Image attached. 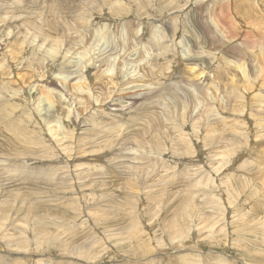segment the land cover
Here are the masks:
<instances>
[{"label": "rangeland", "instance_id": "obj_1", "mask_svg": "<svg viewBox=\"0 0 264 264\" xmlns=\"http://www.w3.org/2000/svg\"><path fill=\"white\" fill-rule=\"evenodd\" d=\"M263 37L264 0H0V264H264Z\"/></svg>", "mask_w": 264, "mask_h": 264}, {"label": "bare ground", "instance_id": "obj_2", "mask_svg": "<svg viewBox=\"0 0 264 264\" xmlns=\"http://www.w3.org/2000/svg\"><path fill=\"white\" fill-rule=\"evenodd\" d=\"M229 5V4H228ZM213 12V11H212ZM211 13V12H210ZM213 15V14H212ZM215 19H216V17H215ZM261 33V32H260ZM237 38V37H236ZM160 42V41H159ZM243 43V42H242ZM250 43V45L253 47V48H255L254 46H253V43H251V42H249ZM254 44H256L257 46H259V50L261 51V54H264V37L263 38H261V41L260 40H258L257 42H254ZM245 45H249L248 43H245ZM167 51V50H166ZM253 51V50H252ZM258 52V51H257ZM255 55V54H254ZM257 57V56H256ZM89 61H90V59H89ZM238 61V60H237ZM236 61V62H237ZM229 63V62H228ZM225 64V63H224ZM233 64V63H232ZM258 64H260V63H258ZM237 65V64H236ZM235 66V65H234ZM254 66V65H253ZM261 66V65H260ZM259 66V67H260ZM258 67V68H259ZM237 70L238 71H241V74H244L243 73V69H242V66H240V64L237 66ZM191 71V70H190ZM192 72V71H191ZM256 73V72H255ZM259 73V72H258ZM196 74V73H195ZM195 74H193V75H195ZM78 82H79V80H78ZM82 85H84L83 84V82H82V84L81 83H78V84H75V87L76 88H79V87H81ZM74 86V85H73ZM59 87V86H58ZM82 92V91H81ZM48 100V99H47ZM137 101V98L136 97H130L129 98V102H131V104L133 105L135 102ZM52 102V101H51ZM49 103H50V101H49ZM131 106V105H130ZM263 254V253H262Z\"/></svg>", "mask_w": 264, "mask_h": 264}]
</instances>
